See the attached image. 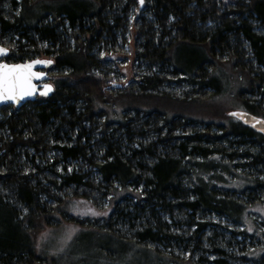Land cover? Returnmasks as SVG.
<instances>
[{
	"label": "trees",
	"instance_id": "obj_1",
	"mask_svg": "<svg viewBox=\"0 0 264 264\" xmlns=\"http://www.w3.org/2000/svg\"><path fill=\"white\" fill-rule=\"evenodd\" d=\"M43 1L19 0L8 18L0 0L4 59L51 57L56 70L52 94L0 108V264H53L39 255L35 235L52 219L59 223L58 204L71 196L99 205L115 199L102 228L129 242L123 264H207L203 255L181 260L148 244L183 242L171 229L174 217L194 226L184 230L191 232L187 245L204 237L203 214L247 225L232 210L239 199L219 196L216 182L236 174L238 157L264 166V136L203 103L221 77L238 82L232 96L264 117V0H144L141 9L137 0H48L51 7L34 12ZM132 7L138 14L129 22ZM130 26L149 73L136 85L109 86L94 50H117ZM169 70L194 85L193 93L165 90ZM92 248L103 259L118 255Z\"/></svg>",
	"mask_w": 264,
	"mask_h": 264
},
{
	"label": "rangeland",
	"instance_id": "obj_2",
	"mask_svg": "<svg viewBox=\"0 0 264 264\" xmlns=\"http://www.w3.org/2000/svg\"><path fill=\"white\" fill-rule=\"evenodd\" d=\"M16 4L12 5L10 0H3L2 10L3 14L8 18H11L10 11L13 14L18 12L19 6L17 3L19 0H15ZM138 1L139 8H143V3ZM125 0H122V3ZM52 3L48 0L38 3L34 6L33 11L36 13L51 7ZM131 14L129 17V22L134 20L138 12L133 7L131 8ZM128 31L125 33V41L123 38L118 39L117 50L111 49V45H108V49H105L101 45L98 49L95 48V53L100 59H102L103 66L101 67L103 71L105 70L110 75L105 79L107 85H136L137 78L145 73H149V67L146 61L141 57L137 58L134 49L137 46L136 31L132 26L128 27ZM184 49V48H183ZM185 50V49H184ZM188 49L187 51H189ZM181 51V48L177 49V52ZM186 51V50H185ZM48 73L52 74L56 71L53 67L47 69ZM153 70L160 72V68L157 66L153 67ZM165 72V71H164ZM165 80L162 83V87L165 90L174 91V93H183V91L193 90L194 85H186V80H182L180 77L175 76L173 73L165 72ZM52 82V79H50ZM219 84V90L213 95L209 96L208 102L205 98L204 103L210 104L212 108H217L218 110H224V112L232 109H244L241 100L236 99L232 94L240 89L236 87L238 82L231 80L227 85L223 83L221 77L217 81ZM113 85V86H114ZM235 86V87H234ZM193 93V91H191ZM245 96H250L254 100H258L263 96L255 92L249 93L244 92ZM264 105V99L262 100ZM227 113V112H226ZM230 116V115H228ZM230 118L235 119V117L230 116ZM221 160L223 157H220ZM234 162L238 165L234 166V172L239 174H227L228 182L222 179H217L218 188L215 190L220 195L235 197L239 200L233 204L235 213L244 219V223L247 225L235 222L226 214H219L215 212H210L203 214L205 216L204 221L206 227L202 229L203 238L191 241L193 244H186L185 239L191 232H184L186 228L189 231L194 229V226L189 227L187 220L184 218L174 217V222H171L172 231L183 238V242H179L178 239H172L169 243L163 244H148L151 248H155L160 254L174 255L175 257L185 259L190 257L195 260L198 256L203 255L206 258L207 264H217L213 259L224 258L225 263L223 264H264V166L261 164H251L249 159L243 157L236 158ZM234 164V163H233ZM219 173L222 171L219 168ZM244 174L250 178L256 179L261 184L260 186L254 187V182L252 179L245 178L241 176ZM225 182V183H223ZM216 185V187H217ZM241 199V200H240ZM83 200L88 201L90 206L94 207L98 212H107V215L100 216H77L73 213L72 207L76 201ZM104 198L103 205L93 203L91 200L83 196H71L63 200L58 204V210L56 212V218L59 223L52 219L53 225H46L38 229L35 235L36 248L39 255L47 257L52 261L53 264H123L125 261L124 256L128 254L125 250H128L129 242L126 240H121L111 233L107 232L105 228L107 227L104 223L108 218L109 214L113 209L115 199ZM84 207V205H81ZM259 209V211H258ZM200 212H197L195 216H198ZM169 219L168 222H170ZM198 220V218H195ZM201 219L198 220V222ZM57 222V223H55ZM71 225L78 229V231L73 236L72 240L67 243L62 252H57L60 247V241L64 235L65 226ZM251 227L253 230L248 231ZM121 233H128L127 225H119L117 227ZM256 230L258 233H256ZM260 232V233H259ZM42 233H47L45 239H41ZM39 244V248L37 245ZM93 244L103 247L106 250H110L118 253L117 256L111 258L110 260L103 259L99 255L95 254L96 249L92 248ZM219 247L224 251V254H218L214 251L213 247ZM199 249H202L199 250ZM56 252L55 255L52 253ZM139 253V252H138ZM95 254V258L93 255ZM92 255V256H90ZM142 257L143 253L140 254ZM89 257V258H86ZM121 257V258H120Z\"/></svg>",
	"mask_w": 264,
	"mask_h": 264
},
{
	"label": "snow or ice",
	"instance_id": "obj_3",
	"mask_svg": "<svg viewBox=\"0 0 264 264\" xmlns=\"http://www.w3.org/2000/svg\"><path fill=\"white\" fill-rule=\"evenodd\" d=\"M141 3H143V0H141ZM8 52L9 48L0 46V56H6ZM39 63L51 64L52 61L37 60L23 65H8L0 63V102L12 101L13 103H16L25 97L32 96L35 92V87L32 84L33 78L40 79L43 75L42 73H35L32 71L33 65ZM43 87L44 91L40 93L42 96H46L50 91H52L51 86L48 84H45ZM230 115L240 118L241 113L233 112L230 113ZM258 123L264 124V120L258 121ZM253 127H255V125H253ZM261 130L264 131V129ZM69 171H72V169H69ZM261 179H264V177ZM81 205H84V207H81ZM72 211L77 216L107 215V212H98L94 207L90 206L88 201L83 200L76 201L72 207ZM252 230L253 229L251 227L248 228V231ZM77 231L78 229L74 226H65L64 235L60 241V247L57 249V252H62L64 250V247L72 240ZM46 236L47 233H42L41 239H45ZM37 247L39 248V244ZM52 254L55 255L56 252H53Z\"/></svg>",
	"mask_w": 264,
	"mask_h": 264
},
{
	"label": "water",
	"instance_id": "obj_4",
	"mask_svg": "<svg viewBox=\"0 0 264 264\" xmlns=\"http://www.w3.org/2000/svg\"><path fill=\"white\" fill-rule=\"evenodd\" d=\"M140 2H141V0H140ZM0 46H5V45L0 43ZM4 58H5V56H0V63H4V64H8V65H14V64L23 65V64L31 63L32 61H37V60H39V61H49L50 60V61H52V63L51 64L39 63V64L33 65L32 71L35 73H42L43 75L40 79L33 78L32 84L35 87V92L32 96L25 97L24 99L19 100L16 103H13L12 101L0 102V108L4 105H7V104H11L15 108H18V107H21L22 105H24L28 101L35 100L40 95V93L42 91H44L43 86L45 84L50 85L52 88V91H53V89H54L53 84H52V82L49 81V73L47 70L49 68L51 69V67L54 64V60L51 57L50 58H48V57H38V58L33 57L31 59L20 60V61H14V60L13 61H7ZM112 85H114V83ZM52 91H50L46 96L52 94ZM40 96H42V95H40ZM46 96H43V97H46ZM226 112H227V115H230V113H233V112L241 113L240 118H237V117H235V118L238 119L240 121V123H243V124L251 127L253 130H255L256 132H258L264 136V131L261 130V129H264V124L258 123V121L264 120V117L253 114L250 111H247L244 109H232V110H228ZM230 116H232V115H230ZM253 118H255V119H253ZM253 125H255V127H253Z\"/></svg>",
	"mask_w": 264,
	"mask_h": 264
},
{
	"label": "flooded vegetation",
	"instance_id": "obj_5",
	"mask_svg": "<svg viewBox=\"0 0 264 264\" xmlns=\"http://www.w3.org/2000/svg\"><path fill=\"white\" fill-rule=\"evenodd\" d=\"M51 77H50V74H49V81H50ZM53 84V83H52Z\"/></svg>",
	"mask_w": 264,
	"mask_h": 264
}]
</instances>
